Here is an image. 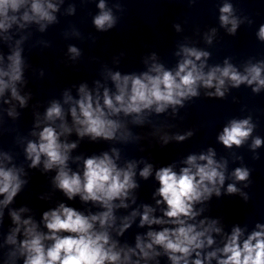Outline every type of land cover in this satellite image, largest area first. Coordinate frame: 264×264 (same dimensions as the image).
Instances as JSON below:
<instances>
[{
    "label": "clouds",
    "instance_id": "obj_1",
    "mask_svg": "<svg viewBox=\"0 0 264 264\" xmlns=\"http://www.w3.org/2000/svg\"><path fill=\"white\" fill-rule=\"evenodd\" d=\"M59 2L63 3V0ZM98 8L100 13L93 20L96 28L100 31L113 28L117 18L106 0H99ZM58 10L59 4L54 0H0V36L10 39L8 33L14 25L23 29L32 22L39 24L43 31L47 24L57 20L55 12ZM68 11L74 14L75 6ZM219 20L221 26L233 35L242 23L229 0L220 7ZM176 29L180 31V25L177 24ZM215 34L216 29L206 34L209 44ZM257 37L264 42V24L260 25ZM21 43L16 42L6 65L0 55V100L11 104L5 99L10 91L12 99L25 107L28 97L21 95L17 87L18 83H23L24 74ZM68 51L73 60L81 55L80 49L74 45L69 46ZM177 55L182 59L175 69L166 68L153 54L150 61H145L148 70L140 74L108 71L107 76L115 91L99 81L94 90L84 83L78 88V98L73 97L71 91H65L63 104L55 100L51 102L44 117L48 123L38 133L33 132L38 135V142L29 141L25 149L31 160L30 166L35 168L43 162L45 171L56 169L54 184L69 200L79 196L83 202H92L104 210L85 214L60 203L43 213L42 224L47 231L42 230L31 216H22L29 209L11 211L16 227L8 234L6 244L14 247L5 264H17L20 258H23V264H150L152 261L160 264L158 258L161 255H166L171 264H212L213 260L216 264H264V223H257L256 229L250 233L237 225L229 234L224 233L218 220L197 219L204 209L197 210L196 205L210 200L213 194L220 196L228 178V161L217 160L214 148L199 155H189L179 171L175 165L155 169L159 188L154 196L158 197L156 206L163 215L155 214L157 207L144 204L142 212L133 210L130 216L122 218L119 226L115 210L128 208L129 199L133 204L136 202L133 193L139 187L136 180L138 162L129 161L125 167L119 166L120 151L113 148L111 154L105 151L87 158L76 157V161L83 160L82 171H73L69 166L72 150L78 147V143H69L61 137L73 131L81 139L87 136L93 141L101 138L128 141L132 133L120 118L121 114L132 116L134 123L143 124L146 115L152 111L163 113L171 107L176 112L186 100L198 97L201 88L214 89L206 94L219 98L225 97L229 86L247 85L257 94L264 90V60L249 62L241 71L229 59H225L223 66L209 67L207 61L211 54L197 47L182 45ZM64 105L69 106L67 110ZM69 113L71 125L67 120ZM8 114L12 117L19 115L15 105ZM44 121L37 119V128ZM255 128L251 116L232 119L218 135V140L232 149L233 146H243L251 138V148L256 150L264 146V138L253 135ZM192 135L193 132L188 131L177 134L174 139L182 142ZM172 138L167 134L162 137L165 144ZM11 160L9 154L0 153V196H3L0 199V223L3 209L13 202L26 183L21 178L23 168L7 166ZM153 172L154 166L145 163L139 175L147 180ZM250 174L248 167H237L231 173L234 182L227 185V193H239L247 200V193L238 188L236 182H244L247 186ZM137 216L141 227H149L146 236L137 235L135 247L121 246L112 232L123 236ZM153 225L163 227L155 230ZM214 234L222 236V246L217 245Z\"/></svg>",
    "mask_w": 264,
    "mask_h": 264
},
{
    "label": "water",
    "instance_id": "obj_2",
    "mask_svg": "<svg viewBox=\"0 0 264 264\" xmlns=\"http://www.w3.org/2000/svg\"><path fill=\"white\" fill-rule=\"evenodd\" d=\"M54 2L59 4V10L55 12L57 20L47 24L43 31L39 24L32 22L23 29L14 25L8 33L10 39L0 36V55L4 57L5 65L16 42L22 41L20 47L24 74L23 83H18L17 87L21 95L28 97L25 107L12 99L10 91L6 93L5 99L10 100L11 104L0 100V153L12 157L7 162L8 167L14 165L24 169L21 178L26 181L13 202L3 209L0 264H5L8 253L14 247L6 244L8 234L16 227L11 211L29 209L22 216H31L42 230L47 231L42 224L43 213L58 207L60 203L85 214L104 210L92 202H83L79 196L69 200L54 184L56 169L45 171L43 162L35 168L30 166L31 160L25 151L27 143L38 142L39 137L33 132L38 133L48 123L44 117L52 101L63 104L65 91H71L73 97L78 98V88L84 83L94 90L99 81L115 91L113 82L107 76L108 71L140 74L148 70L145 61H150L153 54L166 68L175 69L182 59V56L177 55L182 45L208 51L211 54L207 61L209 67L223 66L225 59H229L243 71L249 62L264 60V42L257 37L260 25L264 24V0H229L234 6L235 15L242 21L235 35L222 27L219 20L220 7L225 0H106L117 18L115 26L107 31L98 30L93 23L94 17L100 13L99 0ZM71 6H75L74 14H69ZM177 24L180 25V31L176 29ZM212 29H216V34L209 44L205 37L211 34ZM72 45L81 51L75 60L68 51ZM208 91L214 89L201 88L198 97L186 100L176 112L170 107L163 113H148L143 124L134 123L132 116L124 117L121 114L120 118L132 133L128 141L102 138L93 141L87 136L81 139L75 131L61 137L69 143H78L69 161L73 171H82L83 167V160L76 161V157L87 158L105 151L111 154L113 148L120 151L119 166L125 167L129 161L138 162L136 180L139 187L133 193L136 202L133 204L129 199L128 208L115 210L117 226L133 210L140 209L142 212L144 204L157 207L155 214L162 216L163 213L156 206L158 197L154 196L159 188L155 169L175 165L179 171L185 166L183 162L189 155L206 153L209 148L215 149L217 160L228 161V178L220 196L213 194L210 200L196 205L197 210L204 209L197 219L218 220L224 233L229 234L237 225L250 233L256 229L257 223H264V146L253 150L249 138L243 146L229 149L218 140V135L232 119L248 116L256 124L253 135L264 138V90L257 94L247 85L239 88L229 86L224 98L208 96ZM13 105L19 114L16 117L8 114ZM64 107L67 110L69 106ZM37 119L44 121L39 128ZM67 120L71 125L70 113ZM188 131H192L193 135L186 140L180 142L174 139L177 134ZM165 134L173 137L167 144L162 139ZM145 163L154 166L153 175L147 180L139 175ZM242 166L250 169L249 181L247 186L244 182L236 183L238 188L247 193V200L239 193L228 194L226 191L227 185L234 182L231 173ZM162 227L152 226L155 230ZM148 230V226H140V217L137 216L123 236H118L115 231L112 235L121 246L126 244L135 247L137 235L146 236ZM214 235L217 245L222 246V236ZM158 259L160 264H171L166 255ZM17 264H23V258ZM212 264H216V261L213 260Z\"/></svg>",
    "mask_w": 264,
    "mask_h": 264
}]
</instances>
